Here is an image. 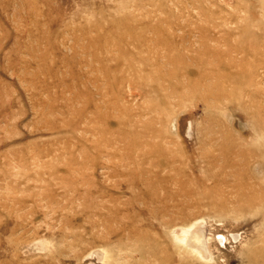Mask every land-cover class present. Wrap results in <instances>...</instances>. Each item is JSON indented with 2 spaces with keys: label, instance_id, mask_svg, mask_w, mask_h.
Wrapping results in <instances>:
<instances>
[{
  "label": "rangeland",
  "instance_id": "rangeland-1",
  "mask_svg": "<svg viewBox=\"0 0 264 264\" xmlns=\"http://www.w3.org/2000/svg\"><path fill=\"white\" fill-rule=\"evenodd\" d=\"M0 264H264V0H0Z\"/></svg>",
  "mask_w": 264,
  "mask_h": 264
}]
</instances>
